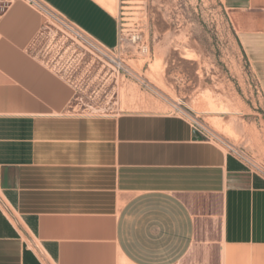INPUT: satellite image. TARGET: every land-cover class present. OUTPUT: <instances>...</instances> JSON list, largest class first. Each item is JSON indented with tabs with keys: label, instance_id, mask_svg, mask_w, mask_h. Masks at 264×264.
<instances>
[{
	"label": "crops",
	"instance_id": "crops-1",
	"mask_svg": "<svg viewBox=\"0 0 264 264\" xmlns=\"http://www.w3.org/2000/svg\"><path fill=\"white\" fill-rule=\"evenodd\" d=\"M40 1L117 47L97 0ZM220 2L264 84V0ZM42 25L17 2L0 19V264H264V179L183 118L81 113Z\"/></svg>",
	"mask_w": 264,
	"mask_h": 264
},
{
	"label": "rangeland",
	"instance_id": "rangeland-1",
	"mask_svg": "<svg viewBox=\"0 0 264 264\" xmlns=\"http://www.w3.org/2000/svg\"><path fill=\"white\" fill-rule=\"evenodd\" d=\"M30 9L43 22L36 53L75 81V107L81 113L179 117L171 108L178 104L264 169V84L245 58L220 0H116L119 40L108 58ZM211 142L226 151L220 140Z\"/></svg>",
	"mask_w": 264,
	"mask_h": 264
},
{
	"label": "built area",
	"instance_id": "built-area-1",
	"mask_svg": "<svg viewBox=\"0 0 264 264\" xmlns=\"http://www.w3.org/2000/svg\"><path fill=\"white\" fill-rule=\"evenodd\" d=\"M16 1H21L27 4L30 8L36 10L37 12L43 14L47 18H49L54 24H56L63 32L69 34L79 42H83L87 47L91 50L99 53L100 55L107 57V53L109 50L104 49L102 46L97 44L91 38H89L86 34L82 31L74 27L60 15L55 13L53 10L48 8L43 2L40 0H0V4H6L2 11L0 12V19L6 13L8 8ZM179 106V105H178ZM181 108V106H180ZM175 112L179 114L180 118L187 120L196 135L200 140L211 142V140H218L214 134L202 123L198 120L197 117L189 114L184 108L173 109ZM172 115V114H171ZM219 141V140H218ZM220 144L226 148V152L228 155L238 162H240L245 168L249 171L253 172L256 176L264 179V170L252 162L253 160L246 156L242 151L238 149H234L231 145L224 144L220 141Z\"/></svg>",
	"mask_w": 264,
	"mask_h": 264
},
{
	"label": "bare ground",
	"instance_id": "bare-ground-1",
	"mask_svg": "<svg viewBox=\"0 0 264 264\" xmlns=\"http://www.w3.org/2000/svg\"><path fill=\"white\" fill-rule=\"evenodd\" d=\"M100 4H102L107 10H109V12H112L113 14H114V12H116V8H115V5H114V3H113V1L112 0H97ZM159 58V57H158ZM158 60V59H157ZM156 61V60H155ZM116 65H117V67H121V68H124L125 66L122 64V63H115ZM157 65V64H156ZM151 66H152V64H151ZM154 66V65H153ZM160 66V65H159ZM157 67V66H156ZM133 69H134V67H132ZM154 68H155V66H154ZM127 69V68H126ZM128 69H129V67H128ZM152 69V68H151ZM158 69V68H157ZM163 71V70H162ZM131 75V74H130ZM137 76V75H136ZM156 76H157V74H156ZM158 76H159V74H158ZM152 77V76H151ZM150 77V78H151ZM144 79V78H143ZM142 79V80H143ZM145 83V82H144ZM164 84V83H163ZM149 85V84H148ZM165 100V99H164ZM168 102V101H167ZM211 102V101H210ZM173 103V102H172ZM212 103V102H211ZM208 105H209V103H208ZM207 105V106H208ZM171 108H173V109H181L180 108V106H178V104H174V105H172L171 104ZM215 106V105H214ZM209 107V106H208ZM207 107V108H208ZM211 110V109H210ZM212 120H213V118H212ZM220 120V119H219ZM216 121V120H215ZM234 121V120H233ZM211 123V122H210ZM214 123V122H213ZM231 123V122H230ZM227 124V123H226ZM228 125H229V123H228ZM227 125V126H228ZM237 125V124H236ZM240 125V124H239ZM226 126V125H225ZM224 126V127H225ZM232 126V125H231ZM222 127H223V125H222ZM229 127V126H228ZM234 127V126H233ZM238 127V126H237ZM230 129V128H229ZM234 130V129H233ZM237 130V129H236ZM234 134H235V132L234 131H232ZM213 134L215 133L216 134V131L214 132H212ZM229 133V132H228ZM218 134V133H217ZM236 135V134H235ZM222 136V135H221ZM220 136V137H221ZM237 137V136H236ZM217 138V137H216ZM234 138V137H233ZM218 139V138H217ZM218 140H220L221 141V139H218ZM225 140V139H224ZM222 142V141H221ZM225 144V143H224ZM234 149H236V147H234L233 145H231ZM252 162H254L255 164H257L258 166H260L258 163H256L255 161H252ZM263 169V168H262ZM264 170V169H263Z\"/></svg>",
	"mask_w": 264,
	"mask_h": 264
}]
</instances>
